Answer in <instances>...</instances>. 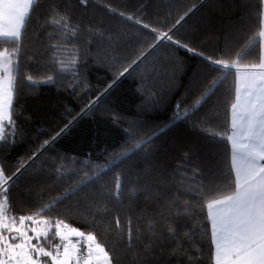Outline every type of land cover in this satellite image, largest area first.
<instances>
[{"label":"trees","instance_id":"1","mask_svg":"<svg viewBox=\"0 0 264 264\" xmlns=\"http://www.w3.org/2000/svg\"><path fill=\"white\" fill-rule=\"evenodd\" d=\"M53 4L69 10L74 22L104 26L102 30L113 35V45H104L93 51L95 45L84 44L87 34L82 33L83 51L76 74L66 72L56 75L55 82L50 84L33 86L25 82L14 108L21 135L14 145L7 146V151L0 144V164L12 170L19 161L32 155L33 149L76 116L89 99L96 97L118 75L120 62L112 61V48H118L121 59L127 61L141 52H148L153 42L148 30L108 12L105 4L141 18L154 27L163 24L171 27L180 13L193 9L175 36L191 39L194 46L206 55H217L219 50H232L235 39L241 34V24L252 25L255 22L252 13L257 6L256 0H89L86 6L81 5L79 0H41L36 17L46 16ZM69 4L70 8L67 7ZM44 25L43 19L34 18L25 36L26 50L32 57L27 68L37 79L53 74L51 69L54 67L48 46L55 41H50L45 35ZM68 55L70 53L63 50L59 53L60 58ZM219 75L200 57L189 56L183 51L177 55L176 49L167 44L157 47L135 71L121 77L96 107L50 145L19 178L16 202L29 206L19 214L38 210L63 196L79 179L85 178L84 172L91 174L89 165L103 167L108 160L105 154L119 151L120 146L127 143L129 129L139 132L142 138L153 137L147 149L110 171L105 177L103 193L95 192L99 185H93L92 192L84 187L64 204L51 208L48 215L65 217L72 226L91 230L92 216L76 211V201L89 196L104 200L114 188L115 172H121L130 187L136 179L130 169L148 170L149 175L142 173L140 176L142 185L152 183L154 177L168 181L184 179L194 185L202 181L208 192L206 199L217 195L215 190L208 191L212 187L208 177L211 173L219 174V171L226 170L230 158L227 142H210L193 127L192 120L172 121L177 101L191 104L199 93L206 90L208 82ZM231 85L230 77L211 96L200 114L210 111L218 124L223 125L231 99ZM216 130L223 131L224 128L217 126ZM200 164L204 167L193 174L192 168ZM56 167L61 171H56ZM181 172L187 175L182 177L179 175ZM104 202L112 210V216L118 215L122 220L132 219L131 243L126 240V228L124 232L116 230L114 221L111 225H96V232L113 250L115 264H211L212 249L206 235L210 225L203 218L204 213H199L195 221L181 216L173 225L178 231L188 226L197 227L194 240L202 241V251L197 254L194 250L196 244L193 243L192 259H189L188 254L173 251L175 241L170 238L167 225L158 215V206L151 199H144L142 192L132 197L126 190L119 203L114 200ZM69 203L72 209L66 207ZM149 221L154 222V235L148 230Z\"/></svg>","mask_w":264,"mask_h":264},{"label":"snow or ice","instance_id":"2","mask_svg":"<svg viewBox=\"0 0 264 264\" xmlns=\"http://www.w3.org/2000/svg\"><path fill=\"white\" fill-rule=\"evenodd\" d=\"M79 3L86 6L89 0H79ZM256 5L252 13L255 22L252 25L242 23L241 34L235 39L234 48L230 51L219 50L217 55H206L194 46L191 39L175 36L193 9L180 13L171 27L167 24L154 27L141 18L118 11L110 4L104 5L108 12L148 30L153 42L148 52L137 54L131 61L122 60L118 48H112V61L120 62L118 75L96 97L89 99L67 124L33 149L32 155L19 161L14 170L0 164V264H115L112 248L95 228L97 224L111 225L114 221L116 230L124 232L126 228V240L132 242L131 217L122 220L118 215L112 216V210L104 202L114 200L119 203L126 190L132 197L142 192L144 199H151L158 206V215L167 225L170 238L175 241L173 251L186 253L189 259H192L190 252L193 243L196 244L194 250L197 254L202 251V241L194 240L196 226L178 231L173 225L181 216L195 221L199 213H204L203 218L210 225L206 235L212 249L211 264H264V0H256ZM40 6L41 0H0V144L5 146V151L21 135L14 108L25 82L33 86L50 84L55 82L56 75L66 72L76 74L83 51L80 41L82 33L87 34L84 44L95 45L93 51L104 45H113V35L102 30L104 26L74 22L71 12L58 4L50 5L46 16L36 17ZM67 7L70 8V4ZM34 18L44 20L45 35L50 41H55L48 46L52 52L53 74L43 79H37L27 68L32 57L26 50L25 36ZM165 44L175 48L177 55L183 51L189 56L200 57L220 73L217 79L208 82L206 90L199 93L191 104L177 101L172 121L192 120L193 127L210 142H227L230 158L226 170L219 171V174L211 173L208 177L212 186L208 191L215 190L218 194L206 199L208 192L202 181L194 185L184 179L168 181L154 177L152 183L142 185L140 176L142 173L149 175L148 170L130 169L136 177L130 187L126 177L121 172H115L114 188L104 200L89 196L76 201V211L92 216L91 230L74 227L65 217L48 215L51 208L64 204L70 197L83 191L84 187L92 192V186L99 185L95 192L103 193L106 175L147 149L153 137L142 138L139 132L129 129L127 143L121 145L119 151L106 153L108 160L103 167L93 168L89 165L91 174L84 172L85 178L79 179L63 196H58L51 204H44L38 210L19 214L29 207L16 202L19 178L50 145L96 107L121 77L131 74L157 47ZM61 50L70 55L60 58ZM230 77L231 99L227 117L224 124L219 125L210 111L201 115L200 110ZM217 126L224 130H216ZM203 167L200 164L192 168L193 174ZM55 170L61 171L59 167ZM179 175L184 177L187 174L181 172ZM201 201L204 203L201 204ZM66 207L72 209L73 206L69 203ZM148 230L155 234L154 222L149 221Z\"/></svg>","mask_w":264,"mask_h":264}]
</instances>
